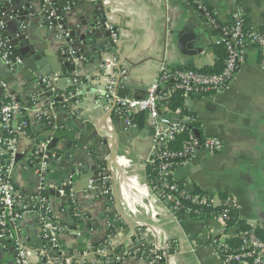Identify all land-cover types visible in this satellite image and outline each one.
Here are the masks:
<instances>
[{
	"label": "crops",
	"instance_id": "obj_1",
	"mask_svg": "<svg viewBox=\"0 0 264 264\" xmlns=\"http://www.w3.org/2000/svg\"><path fill=\"white\" fill-rule=\"evenodd\" d=\"M82 1L73 0L68 5L72 11L63 19L66 29H81L93 19L94 6L90 0L84 5ZM100 1L101 8L110 15L109 25L116 28L119 37L114 45H109V53L106 49L101 53L87 47L86 61L78 64L74 75L77 89L81 85L85 92L90 84H98L97 79L103 76L101 65L112 57H118L121 70L128 73L133 99L147 96L148 88L162 66L197 70L214 67L217 36L206 28L196 5L187 0ZM201 1L209 4L224 22L231 21L237 9L234 0ZM31 5L38 8L40 2L34 0ZM239 6L250 25L264 28V0H240ZM28 27L35 44L42 50L46 49L52 55L62 46L63 42L54 36V31L58 36L60 30L50 27L46 20L33 19ZM186 29L190 35L197 36V40L188 44L191 52L184 54L179 48V36ZM0 77L3 79L0 106L6 101L5 95L10 93L21 101L22 107L27 109L26 115L33 120L35 110L44 108L49 101L39 84L21 74L12 78L4 70L0 71ZM71 78L64 74L55 82L57 90L53 99L63 97L65 92L72 97ZM101 106L100 98L81 94L72 104V110L60 103L59 117L55 125L48 128L54 135L59 128L64 129L67 137L58 139L56 148L61 157L51 160L45 184L64 187L67 182L77 183L74 190L81 192V206L66 203L61 207L56 198L50 196L57 218L70 229L62 238L64 246L74 252L85 251L102 243L108 231L113 229L115 235L110 238L118 243L121 254L127 253L122 264H148L151 259L129 254L136 246H141L145 252L150 248L163 253L166 259L161 264H227L218 255V246L235 237L238 226L225 227L216 218L195 220L186 213L171 214L149 188L147 162L153 153L150 118L147 117L144 126L140 127L139 114L135 115L134 127L127 129L118 116L101 124L105 115ZM185 112L195 116L200 137L220 139L224 149L215 155L200 153L180 165L173 172V179L188 193L203 192L214 207L236 208L244 224L264 228V60L258 50L253 46L248 49L244 65L227 89L187 98L184 110L172 118L177 120ZM23 117L22 112L13 126L20 125ZM31 126L34 136L43 137L47 133L44 132L48 127L45 123L33 121ZM34 136L23 133L19 150L27 151L34 141L37 146L38 140H34ZM114 145L113 173L104 171L111 176L112 196H87L86 191L82 193L86 186L78 182L80 174L77 170L82 169L89 173L88 176H93L101 163L111 157ZM73 170H76L75 176L71 175ZM14 181L22 193L36 194L40 190L39 178L27 166L26 159L16 166ZM117 186L118 202L114 199V187ZM19 226L30 248L37 250L43 245L41 229L34 217H25ZM5 246L8 245L0 244V264H15L14 253Z\"/></svg>",
	"mask_w": 264,
	"mask_h": 264
},
{
	"label": "built area",
	"instance_id": "obj_2",
	"mask_svg": "<svg viewBox=\"0 0 264 264\" xmlns=\"http://www.w3.org/2000/svg\"><path fill=\"white\" fill-rule=\"evenodd\" d=\"M239 2L240 0H234L236 12L231 21L224 22L218 18L213 9L210 10L201 0H195V5L206 28L217 36L218 45H222L226 50V60L220 73L206 74L198 70L170 69L162 66L149 86L147 96L144 99L131 100L116 96V79L126 74L124 70L119 72L116 69L120 66L118 64L121 63L119 62L120 59L112 57L104 61L100 68L107 85L105 87V99L109 103L116 102L114 114L125 120L128 127H134L133 117L141 112H145L150 118L151 131L154 136L153 153L147 162V167L152 170L148 175L149 188L152 195L160 203L166 205L168 211L173 215L180 213L190 215L191 209L185 208L184 205L188 202L195 203L198 199L194 193L186 192L173 179V172L180 165L193 160L202 152L209 155L222 152L224 143L216 138H198L195 133L197 130L191 127L196 120L187 115H181L177 120H174L172 116L179 114L180 111H170L167 101L176 92H182L187 99L192 96H204L224 91L244 65L247 51L252 46L258 50L264 60V28L249 24ZM70 10L71 7L68 5L63 8L60 14L54 9L46 18L50 27L57 23L58 30H60V34L57 36L59 42H65L71 36V30L64 29L60 24ZM113 29V26L108 25V30L112 31ZM112 39L116 43L118 37L113 34ZM0 56L6 65L12 63L11 51L6 50ZM85 61L86 59L83 57L75 60L76 63H85ZM17 62L21 63L20 60ZM42 82L49 86L48 79H43ZM4 86L7 88L6 85ZM5 100V103L0 106V241H12L11 246L14 247L16 253L14 256L15 264H122L124 256L115 253L117 243L112 238H108L97 246H90L82 252L70 251L64 246L62 238L70 229L57 218L49 192L51 190L57 191L63 196L65 191L62 189V185L48 186L45 184L50 164L45 162L47 159L45 155L39 159L40 153L45 154L48 151L51 152L52 158H55L52 150H49V145L53 142L54 137H44L47 140L37 145V152L27 159V166L39 178V192L25 194L17 189L14 173L19 163L16 162V159L19 154L24 153L19 150L18 144L27 123L23 121L15 127L13 123L16 117L22 112H26L27 109L23 110L20 101L10 93L5 95ZM33 101L35 102L36 99ZM44 106V108L39 107L35 110L34 115L38 121H41L42 117L57 120L55 102L50 99ZM110 109L107 108L108 111ZM184 131H190L188 141L181 150H171L170 144ZM33 157L36 161L31 164ZM99 182L103 185V195L112 196L113 189L109 173L104 172ZM93 183L94 181H91L88 186L90 190L93 189ZM200 200L206 208L214 207L213 202L207 196H203ZM58 204H60L59 201ZM29 216L37 220L41 229L43 245L37 250L27 245L19 226V223ZM218 219L223 222L225 227H228L226 222L227 211H224V214ZM227 240L221 242L217 250L218 255L227 264L233 262L237 264H264V241L259 239L254 231H249L241 236L242 243L235 251L230 252L226 243ZM11 246H5V248L7 247L6 250L10 251ZM140 256L145 260L151 259L148 264H161L166 259L163 253H158L154 249L147 252L143 251Z\"/></svg>",
	"mask_w": 264,
	"mask_h": 264
},
{
	"label": "water",
	"instance_id": "obj_3",
	"mask_svg": "<svg viewBox=\"0 0 264 264\" xmlns=\"http://www.w3.org/2000/svg\"><path fill=\"white\" fill-rule=\"evenodd\" d=\"M34 0H0V54H3L6 50L11 51L12 53V63L10 65H6L5 62L1 59L0 56V71H7L10 73L12 78H15L16 75L21 74L25 79H29L30 82L37 83L40 85L42 90L44 91L45 96L50 100L52 99L54 102H59L63 105V107H68L69 110H72V104L75 103L78 99V96L81 94H91L94 97L100 98L102 101L103 110H105V115L101 119V124H104L107 122L110 118L116 117L114 114V108L116 105V102L109 103L105 99V87L107 86L106 83L101 82V78L104 76H99L98 84L89 85L88 88H86V91L83 92V86H78L79 88H76L75 85V73L78 71V64H82L83 62L76 63L75 60L79 59L80 57H87L88 49H91V51H100L103 53V51L106 49V52L109 53V45H114L115 42L112 39V35H116L119 37V33L117 32L116 28L112 31L108 30V25L111 21H109V13L105 8H101L102 3L100 0H90L89 3H91L95 10L93 12L94 17L90 22H87L83 24L82 28H76L71 31V36L69 39H66L65 42L62 43V46H60L59 49L55 50V54H50L47 52V50H42V48L39 47L38 44H35L34 37L31 34V31L28 27L29 21L35 19L39 20V22L44 19L46 20L48 14L52 10H56L58 14L61 13L64 7H66L69 4L73 3V0H35L39 1L40 5L38 8L32 7L31 3ZM85 1L83 0L81 2L82 5H84ZM72 9L70 10V12ZM69 12V13H70ZM68 14V13H67ZM66 17V16H65ZM64 17V19H65ZM33 18V19H31ZM65 29L66 24L65 21H62L60 23ZM54 27H57V23H55ZM54 30V29H53ZM54 36L57 37V32L54 31ZM197 40V36H192L188 33V29H186L184 32L180 33L179 36V48L180 51L184 54L190 53V48L188 47V44L191 42H194ZM88 47V49H87ZM75 53V54H72ZM101 59V58H100ZM17 60H20L21 63H18ZM3 61V63H2ZM117 71H121V65L116 68ZM64 74L71 75V86L70 88L73 89L71 92V98L69 96V93H64L63 97H59L57 99H53L56 92V86L55 82L60 79ZM57 76V77H55ZM0 77V84L3 82ZM48 79L49 80V86L43 84L42 80ZM129 75L126 73L125 75L119 76L116 79V96L121 99H133L130 95L131 88L128 83ZM5 82V80H4ZM82 92V93H80ZM42 94V93H41ZM144 99V98H143ZM107 108H111L110 111L107 110ZM148 114L145 112H141L139 114L138 119V125L140 127L144 126V122H146ZM52 122H56L55 119L50 118ZM122 124H124L125 128L127 129L128 126L125 123V120L121 121ZM133 124H135V121L133 120ZM99 128V127H98ZM49 129H45L44 132H47L43 137H54V133H49ZM151 136H154V133L150 131ZM196 136L200 138V134L198 131H195ZM36 140V138H34ZM59 143V140L54 137L53 142L51 145H49V150H52L55 148ZM38 150V147L35 146V141L33 142V146L29 147L27 151H25L23 154H19L17 156L16 162L19 163L23 159H29L31 155L36 153ZM47 156V159L45 162L50 164L52 158L51 152H46L45 154H39V159H42L43 157ZM61 155H59V158ZM116 157V145L112 146L111 150V157H109L107 160H105L103 163H101L100 169L95 173L93 176H88V172H83L82 169H78V173L80 176H78V182H82L86 189L87 196H99L103 195V185L99 182V179L101 175L104 173L105 170H109L111 173H113L112 170V163L114 162V158ZM76 170H73L71 172L72 176H75ZM112 180L116 181L114 176H112ZM91 181H94L92 187L93 189L90 190L88 188ZM77 183L70 184V182H67L62 189L65 191V194L63 196L60 195L57 191L51 190L49 192V195L52 197H55L57 201L60 202L61 207L65 206L66 203H73L74 205H82V203L79 201V195L80 193L75 191ZM70 191V194H69ZM115 192V201L118 202V195H119V189L114 187ZM86 196V195H85ZM74 228V227H72ZM136 234V232H134ZM0 244L3 245H12V241H0ZM115 247L116 249L118 248ZM124 246H126L124 244ZM127 247V246H126ZM127 251V250H126ZM144 250L141 246L134 247L131 251H129V254H137L141 255ZM10 252H14V247L11 246ZM119 249L115 253L123 255L120 253ZM125 252V251H124ZM16 253L14 252V255Z\"/></svg>",
	"mask_w": 264,
	"mask_h": 264
},
{
	"label": "trees",
	"instance_id": "obj_4",
	"mask_svg": "<svg viewBox=\"0 0 264 264\" xmlns=\"http://www.w3.org/2000/svg\"><path fill=\"white\" fill-rule=\"evenodd\" d=\"M187 2L195 5V0H187ZM203 3L210 10H212V7L209 6V4H207L205 2H203ZM217 48H218V50H217V61L214 65V67L206 68V69L198 70V71H201V72L206 73V74H217V73H220L222 71L227 54H226L225 48L222 45H218ZM181 69L182 70H189V69L190 70H197L194 68H181ZM185 101H186L185 95L182 92H176L167 101V105H168L170 111L178 112L180 110H184ZM20 103H21V101H20ZM25 107L27 108L26 105H25ZM55 112H56L57 116L59 117L60 103H58V102H55ZM184 115L190 116L191 118L195 119V116L192 113L185 112ZM22 120L27 123V127L24 129L23 133L26 134L27 136H34L32 128H31L32 127L31 124L33 121H35L37 123L38 118L34 115L33 120H30V117H28L26 115V112H24V117L22 118ZM40 122L45 123V126H48L47 128L53 127L55 125V123L52 122V120L49 117H42ZM191 127L193 129L199 130V125L196 122L193 123V125ZM37 135L34 136V138H36V141L38 140V145L47 140V138H44L40 135L37 136ZM189 135H190V131H184L181 134H179L176 137V139L170 144V149L175 150V151L181 150L183 148L184 144L188 141ZM6 136H8V135L6 134ZM54 137L60 140V139L66 138L67 135H66L64 129L59 128L58 130H56ZM200 138L202 139V137H200ZM52 152L55 155L54 159H58L59 155H61L59 153L58 148H56V147L52 149ZM54 159H52V160H54ZM35 161H36V159H35V157H33L31 159V164L35 163ZM151 172H152V170L149 169V174ZM194 196L198 198L195 203L188 202L184 205L185 208L191 209L190 216L193 219H195V220H205V219H209V218L218 219V217H220L222 214H224V211H227L226 222L228 224V228L236 226V225L238 226V231L236 234L237 236L228 239L226 242L229 249H230V252L235 251L236 249H238L240 247V245L242 243L241 236L244 233H247L249 231H254L255 235L259 239L264 241V228H262L260 226H253V225L244 224L242 221H240L239 213H238V210L236 208H233V207H210V208H206L205 204L201 203V200H200L203 196H206V195L203 192H201L200 190H197L196 193H194ZM183 211H184V209H183ZM114 235H115V231L113 229H110L108 231L106 239H104L103 242H105V240H107L108 238H110L111 236H114ZM94 246H97V244ZM118 249L119 248H117L115 251L117 252ZM149 249L150 248H148V250ZM146 256H147V254H146ZM232 264H237V263L233 262Z\"/></svg>",
	"mask_w": 264,
	"mask_h": 264
},
{
	"label": "bare ground",
	"instance_id": "obj_5",
	"mask_svg": "<svg viewBox=\"0 0 264 264\" xmlns=\"http://www.w3.org/2000/svg\"><path fill=\"white\" fill-rule=\"evenodd\" d=\"M10 247V246H9Z\"/></svg>",
	"mask_w": 264,
	"mask_h": 264
}]
</instances>
